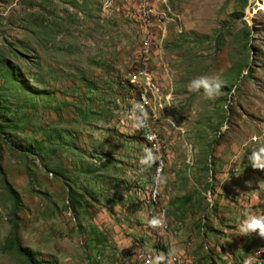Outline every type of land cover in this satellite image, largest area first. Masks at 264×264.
I'll list each match as a JSON object with an SVG mask.
<instances>
[{"label":"rangeland","instance_id":"1","mask_svg":"<svg viewBox=\"0 0 264 264\" xmlns=\"http://www.w3.org/2000/svg\"><path fill=\"white\" fill-rule=\"evenodd\" d=\"M202 75L223 81L215 100L189 91ZM140 88L156 184L139 163ZM0 102V264H28L2 250L9 192L37 264H148L172 250L171 264H244L264 248L239 233L264 213V170L249 159L264 148V0H0ZM150 189L165 231L149 224Z\"/></svg>","mask_w":264,"mask_h":264},{"label":"clouds","instance_id":"2","mask_svg":"<svg viewBox=\"0 0 264 264\" xmlns=\"http://www.w3.org/2000/svg\"><path fill=\"white\" fill-rule=\"evenodd\" d=\"M222 86L223 81L219 76L202 75L190 81L188 88L189 91L197 93L202 90V94L205 98L215 100L222 94ZM136 107L137 109H142V105L137 104ZM146 119L147 113L142 111L141 116L137 117V127L143 126ZM168 120L171 121L170 118ZM157 158V153L154 152L152 148L145 147L144 155L141 157L140 163L151 166L156 162ZM249 159L254 169L264 170V148L252 152ZM163 223V214H158V216L152 217L149 221V224L152 227H160ZM239 233H241L242 236H248L255 233L259 238L264 239V213L259 215L247 214L239 226ZM262 254H264V248H258L254 256L250 255L245 259L244 264H264V260L260 259ZM175 255V250H172L167 254L161 253L152 259L151 264H165V260L168 261V264H171V258Z\"/></svg>","mask_w":264,"mask_h":264},{"label":"trees","instance_id":"3","mask_svg":"<svg viewBox=\"0 0 264 264\" xmlns=\"http://www.w3.org/2000/svg\"><path fill=\"white\" fill-rule=\"evenodd\" d=\"M6 70L8 72H10V70H8L6 68ZM224 89L222 88L221 91H223ZM1 103V102H0ZM6 111H4V109H1L0 107V115H5ZM1 128V126H0ZM28 152H30L28 150ZM9 194L12 197V210L10 212L11 218H10V225H11V232L9 235V238H7L5 240V245L3 246L2 250L3 251H15V253L17 255H19L20 257L24 258V260L28 263V264H37L34 255L31 251H29L26 248L21 247L20 243H19V239L17 237V227L15 225V220H16V214L19 212L20 209V203L16 197V194L13 192H9ZM82 200V197L77 195L76 193L73 192H69L68 195V208L71 211L75 210V207L80 206L79 205V201Z\"/></svg>","mask_w":264,"mask_h":264},{"label":"bare ground","instance_id":"4","mask_svg":"<svg viewBox=\"0 0 264 264\" xmlns=\"http://www.w3.org/2000/svg\"><path fill=\"white\" fill-rule=\"evenodd\" d=\"M144 78H146L147 80L149 81H145V92L146 91H149L150 90V78L147 77L146 75L144 76ZM145 95V94H144ZM143 95V96H144ZM147 101V100H145ZM143 105V104H142ZM144 126L147 127L149 129V125H148V121L146 119V121L144 122ZM139 130H140V133H141V137L143 138V141L147 143V148H152L154 150V144H151V138L149 135L151 136H154V142L156 143V153H157V156H158V165L160 166V168H158V174L156 172V163L152 164L153 165V174L155 176V173L157 176H155V184L156 182H158V180L160 179L161 177V173H162V165H161V161L162 159L160 160L159 157H160V145H159V142H158V139L155 137V135L149 130V135H142L143 134V126H140L139 127ZM142 140V139H141ZM143 147H144V144H143ZM144 150H145V147H144ZM155 152V151H154ZM140 163V162H139ZM141 164V163H140ZM143 166V164H141ZM152 180V179H151ZM154 184V185H155ZM152 187V186H151ZM157 190L155 189H150V192L148 194V205L150 204L151 207L153 208V212H152V215H151V218L154 217V216H158V214H163V219H164V223L162 224V226L160 227H154L156 228L157 230L159 231H165L167 229V223H166V220H165V210L160 206L158 207V195H157ZM150 198V199H149ZM149 205V206H150ZM150 209V208H149ZM150 218V219H151ZM256 253V251H253V255L254 256ZM153 254V253H152ZM154 255V254H153ZM145 257V256H144ZM146 258V257H145ZM260 259L264 260V254L261 255ZM146 261V260H145ZM148 261V260H147ZM148 264H151V263H148Z\"/></svg>","mask_w":264,"mask_h":264},{"label":"built area","instance_id":"5","mask_svg":"<svg viewBox=\"0 0 264 264\" xmlns=\"http://www.w3.org/2000/svg\"><path fill=\"white\" fill-rule=\"evenodd\" d=\"M149 39H150V37H149ZM129 76L131 77V79L134 81V83H138V80H145V81H149V80H147L146 78H144L143 76H140L139 74H138V68L137 69H135L132 73H130L129 74ZM140 93H141V96H142V98H143V106H142V109H141V112L143 111V112H146V109H145V107H144V100H145V97L143 96V94H142V88H140ZM146 113H148V112H146ZM142 135H149V129L147 128V127H145L144 126V124H143V134ZM150 136V138H151V144H154L155 145V147H154V151L156 152V143L154 142V136H151V135H149ZM156 172H157V174H158V168H160V166L158 165V158H157V160H156ZM158 207H160V205H159V202H158ZM263 241V242H262ZM262 245L263 246H261L260 245V247H264V239H262ZM154 258V256H151V258L149 259V261L151 262L152 261V259Z\"/></svg>","mask_w":264,"mask_h":264}]
</instances>
